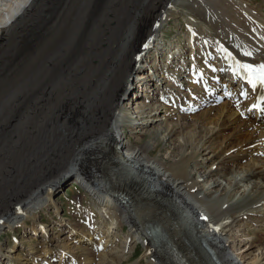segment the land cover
<instances>
[{"label": "bare ground", "instance_id": "6f19581e", "mask_svg": "<svg viewBox=\"0 0 264 264\" xmlns=\"http://www.w3.org/2000/svg\"><path fill=\"white\" fill-rule=\"evenodd\" d=\"M101 5L102 0H0V46L18 31L22 13L28 23L8 60L42 67L39 74L32 70L18 95L44 100L34 114L39 118H33L38 134L17 152L5 147V137L8 126L26 117L24 104L7 107L0 117V227L26 231L31 218L28 232L35 240L27 239V250L12 256L19 245L7 255L0 245V264H51L57 251L70 255L71 264H123L136 242L150 264H264L263 251L249 256V245L258 243V251L264 245L257 232L253 241L228 251L235 227L251 221L264 227V91L233 75L237 61L264 62V0ZM176 19L187 29L185 39L163 41L165 25ZM149 41L152 47H145ZM157 61V69L160 63L171 66L157 74L155 96L146 86L148 66L153 71ZM197 79H205V87ZM259 101L262 109L252 108ZM223 135L232 145L226 153L217 145ZM144 136L149 138L142 142ZM161 143L171 151L165 158L155 153ZM62 151L74 152L62 163L67 171L47 176ZM97 152V160L89 159L88 153ZM143 175L155 186L141 183ZM132 178L141 183L140 199L132 195ZM69 179L87 185L100 214L82 222L60 218L61 230L69 228L62 238L52 225L37 222L36 212L53 208L56 216V189ZM243 185L242 200L232 202ZM123 222L129 230L117 241ZM20 247L26 249L25 242Z\"/></svg>", "mask_w": 264, "mask_h": 264}, {"label": "rangeland", "instance_id": "374dc122", "mask_svg": "<svg viewBox=\"0 0 264 264\" xmlns=\"http://www.w3.org/2000/svg\"><path fill=\"white\" fill-rule=\"evenodd\" d=\"M106 1L107 0H102V5H101L102 9L104 8V5H108L113 0H108L107 2ZM258 1L259 0H257V2ZM81 2L82 1H80V3ZM123 10L124 9L122 8L118 10L119 12L121 11V14L119 16L122 18H125L124 13L122 12H126V9L124 11ZM263 10H264V7H263ZM22 15L23 17L20 22L18 31L11 32L9 34L10 38L8 39V41H6L4 44L0 46V84L4 86V89L0 90V117L3 115V113L6 112L7 107H16L18 104L19 106L24 104L23 110L26 111V115H25L26 117L23 120L17 121L16 123H14L10 129H9V126L7 128L8 132L5 137V141H6L5 147L10 149L11 152H17L21 149H24L30 146L29 139L38 134V132H36L37 123L35 122L33 118L38 119L39 117L38 118L35 117L34 114L44 104V100L41 97H37L35 100H30V99L25 100L22 96L18 95L19 88H21L22 83H26L24 81H30L31 78L33 77L32 70L35 69L37 71V74L41 72L42 70L41 65L34 64L31 60L21 65L14 63L12 60L11 61L8 60L11 54L14 56L15 53L17 52V48L19 46V41H20V31H25L27 28L26 25L28 23L25 17L26 15H24V13H22ZM181 22L182 21L180 19H178L177 21L172 20V21H169V23L165 25L163 29L165 40L166 39L172 40V42L174 43V41L175 40L177 41V39L180 37L178 41L180 43L185 39V34L187 32V29L185 26L181 25ZM124 25H125V22L122 21L120 27L122 26L121 28H123ZM169 89L172 90V88H169ZM24 93L25 91L23 90V94ZM171 119L170 121H175L176 117H174L172 120ZM186 120H188L187 122H190V121L194 122L193 119H190V120L186 119ZM225 132L228 133V131H225ZM224 136L225 135L221 137L220 139L221 142L220 140L217 142V145L219 146V148H222V150L224 151L226 150L225 151L226 153L229 151V149L232 148V145H227L226 138ZM130 137L132 139L131 142H134V137L132 136ZM42 138L46 139L48 137L42 133ZM148 138L149 137L144 136V138H142L141 141L143 142ZM260 142L263 143L264 139H261L259 143ZM97 144H93V145H97ZM91 148L96 149V147H91ZM167 148H168L167 144H165L164 146L161 143L160 145L157 146V150H155V153L156 154L160 153L165 158V156L167 157L171 153L170 148L168 150ZM100 152L88 153L89 159L97 160ZM73 153H74L73 151H62L61 153H59L58 156L55 158V161L52 163L50 172L48 173L47 176H50V177L57 176V175L62 174L64 171H67L66 169H64V165L62 163L66 159L70 158V156H72ZM241 163H244V162H241ZM208 164H210V162H208L205 165L206 167L201 168L200 171L202 172L206 170L208 168L207 166ZM190 169H191L190 171L195 170L193 166ZM236 170L237 171L240 170L239 166L236 168ZM42 178H46V177H42ZM143 178L141 180V183L143 184L146 183L147 185L149 183L151 187L155 186L154 182H152V180H150V178H148L146 175H143ZM134 182H135V178H132L131 182H129L132 195L134 198L140 199L141 197L138 195V189L141 183H134ZM223 182H225V180H223ZM206 186L204 187L205 189L213 186V184L209 183L208 186L207 187ZM245 187L246 185H243L241 188L238 189L237 191L238 194L236 193L233 195L232 202L237 203L239 202V200H242V198L240 199V192ZM212 189H215V187H212ZM54 196H55L54 197L55 201L59 203V212L56 214L57 217L53 215V210H52L53 208H46L45 210H40L39 212H36V220L37 222H40V223L42 222L43 224H47L50 226L52 225L53 229H51V231H54L55 232L54 235L56 236L59 235L60 237L64 238V236H67L68 230H69V228L67 227L61 230V227L56 223L57 220H59L60 218H66V220L69 222L77 221V220L82 222L83 220L85 221L88 216L92 218L95 217L94 219H96L98 216L97 213L100 214V209L98 208V206L96 207L97 203L91 200V196L89 195V190H88L87 185L77 186L72 182V179H69L65 181L64 183L62 182L60 186L56 189V194ZM263 199H264V195H263ZM90 212L95 213L93 214L94 216L91 215ZM52 217H55L54 221H52L53 220ZM184 222H186V220ZM247 222L249 223V220ZM55 223L57 225H55ZM30 224H31V218L28 219V223H27L28 227L26 228V231H23V228H21L20 226L19 228H16L15 232H9L7 230V227H4V228L3 226L0 227V245L3 248L2 250L3 254L5 253V255H7V251H10V250L15 251L17 250V248L18 250L16 252L14 253L9 252L8 254L12 256V255H16L20 251L25 252L27 250L28 240H30L33 244L35 243L34 239H30L31 232H28L30 229ZM250 224L252 226L246 227L245 225L241 224V226L239 225V228H236V227L234 228L230 236L233 239L235 238V240H234V243L232 242H231L232 244L229 243L228 251H231L233 253V251H235V244L237 245L236 248H238L240 244H243L245 241H249V242L253 241V237H254L253 234L255 232H257V238L264 240V227H261L258 229L256 225L253 226L252 221L250 222ZM122 226L123 227L120 228L121 230L118 231L119 237L117 238V241L118 240L120 241L123 239V235H124L123 231L129 230L128 229L129 226L126 222H123ZM186 226L191 227L188 224ZM54 227H56V229ZM105 228L106 227L104 226L102 230H105ZM23 242H25L26 249H24V247H20L23 245ZM135 244H136L135 245L136 249L134 250L133 256L129 260L124 261L122 263L123 264H129L132 262L134 263V261L136 260L135 264H150V263H147L145 259L140 257L144 250L143 244H141L140 242H136ZM16 245H19V246H17L16 248ZM253 245L254 244L249 245L250 247H252L249 250L250 257L255 256L257 253L260 254L261 251L264 252V245L261 244L259 251L257 249L258 243L254 248H253ZM238 252L239 251H236L234 252V254L235 253L237 254ZM2 260L3 259L1 258L0 261ZM5 261L6 260H4L3 264H5ZM263 261L264 259L261 260V263H264ZM51 262H52L51 264H61L63 262H66L67 264H71L70 255L63 257L57 251L56 253H54V259H52ZM6 264H11V261H9V263H6Z\"/></svg>", "mask_w": 264, "mask_h": 264}, {"label": "snow or ice", "instance_id": "6c2138e0", "mask_svg": "<svg viewBox=\"0 0 264 264\" xmlns=\"http://www.w3.org/2000/svg\"><path fill=\"white\" fill-rule=\"evenodd\" d=\"M230 55L231 54L229 53V56ZM242 55L249 57L252 53L244 52ZM236 63L239 64V70L233 69V75L239 76L241 79L245 80V82L251 86L253 91H256L257 88L264 91V62L256 64L245 61H237ZM241 94L246 95V93L243 92ZM259 99L264 100V96H260ZM259 106V104H253L252 108H257Z\"/></svg>", "mask_w": 264, "mask_h": 264}]
</instances>
